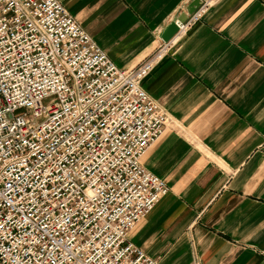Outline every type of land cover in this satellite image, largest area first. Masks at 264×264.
<instances>
[{
    "label": "built area",
    "instance_id": "1",
    "mask_svg": "<svg viewBox=\"0 0 264 264\" xmlns=\"http://www.w3.org/2000/svg\"><path fill=\"white\" fill-rule=\"evenodd\" d=\"M175 36L126 69L61 0H0V264H156L128 233L169 190L142 161L172 122L143 79Z\"/></svg>",
    "mask_w": 264,
    "mask_h": 264
},
{
    "label": "crops",
    "instance_id": "2",
    "mask_svg": "<svg viewBox=\"0 0 264 264\" xmlns=\"http://www.w3.org/2000/svg\"><path fill=\"white\" fill-rule=\"evenodd\" d=\"M122 68L188 0H61ZM172 122L143 164L169 190L128 238L156 264H264V0H217L143 79Z\"/></svg>",
    "mask_w": 264,
    "mask_h": 264
},
{
    "label": "water",
    "instance_id": "3",
    "mask_svg": "<svg viewBox=\"0 0 264 264\" xmlns=\"http://www.w3.org/2000/svg\"><path fill=\"white\" fill-rule=\"evenodd\" d=\"M203 0H188L185 9L180 10L160 31V37L163 41L171 40L180 29V21L185 22L189 16L194 13L202 4Z\"/></svg>",
    "mask_w": 264,
    "mask_h": 264
},
{
    "label": "snow or ice",
    "instance_id": "4",
    "mask_svg": "<svg viewBox=\"0 0 264 264\" xmlns=\"http://www.w3.org/2000/svg\"><path fill=\"white\" fill-rule=\"evenodd\" d=\"M0 227H3V225H0Z\"/></svg>",
    "mask_w": 264,
    "mask_h": 264
}]
</instances>
